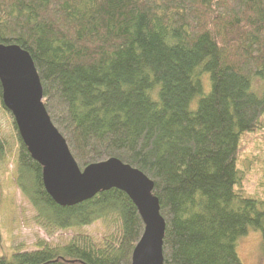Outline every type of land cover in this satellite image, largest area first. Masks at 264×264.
<instances>
[{
  "label": "trees",
  "instance_id": "trees-1",
  "mask_svg": "<svg viewBox=\"0 0 264 264\" xmlns=\"http://www.w3.org/2000/svg\"><path fill=\"white\" fill-rule=\"evenodd\" d=\"M0 42L31 53L81 168L118 157L154 181L165 264H244L237 245L250 229L264 248V195L240 185L238 164L244 138L264 139V0H0ZM0 105L11 113L1 82ZM13 126L35 221L48 234L97 220L112 229L38 238L0 264H130L145 226L130 196L111 187L59 204ZM10 151L0 137V164Z\"/></svg>",
  "mask_w": 264,
  "mask_h": 264
},
{
  "label": "water",
  "instance_id": "water-1",
  "mask_svg": "<svg viewBox=\"0 0 264 264\" xmlns=\"http://www.w3.org/2000/svg\"><path fill=\"white\" fill-rule=\"evenodd\" d=\"M0 82L4 105L11 111L32 157L43 166V183L52 198L59 204L70 205L103 189L124 190L145 224L130 264H165L166 221L159 198L153 193L154 181L143 170L118 157L92 162L84 168L79 166L43 102L40 75L26 48L0 42Z\"/></svg>",
  "mask_w": 264,
  "mask_h": 264
},
{
  "label": "rangeland",
  "instance_id": "rangeland-1",
  "mask_svg": "<svg viewBox=\"0 0 264 264\" xmlns=\"http://www.w3.org/2000/svg\"><path fill=\"white\" fill-rule=\"evenodd\" d=\"M260 79L255 78L254 87H260ZM0 137L10 146L6 163L0 164V254L12 257L17 247L35 248L38 238H45L52 243H62L74 234L84 232L99 240L109 230L102 220L75 228L58 229L48 234L35 221V208L23 194L16 182V135L13 126V116L0 105ZM245 149L239 157V167L242 172L241 186L249 193L264 195V139L251 133L244 138ZM238 253L244 264H264V248L261 245V233L250 229L238 241Z\"/></svg>",
  "mask_w": 264,
  "mask_h": 264
}]
</instances>
